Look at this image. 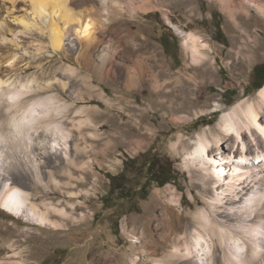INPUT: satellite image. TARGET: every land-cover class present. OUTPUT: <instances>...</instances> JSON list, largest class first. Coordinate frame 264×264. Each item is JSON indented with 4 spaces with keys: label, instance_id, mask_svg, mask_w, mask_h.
<instances>
[{
    "label": "rangeland",
    "instance_id": "1",
    "mask_svg": "<svg viewBox=\"0 0 264 264\" xmlns=\"http://www.w3.org/2000/svg\"><path fill=\"white\" fill-rule=\"evenodd\" d=\"M118 1L123 12L106 5L108 0H70L71 9L99 21L100 37L111 43L112 65L106 73L96 53L90 59L82 55L73 29L65 47L54 51L49 18H37L31 0H0V21L5 22L0 26V76L30 81L40 93L57 94L61 103H70L63 122L71 131L70 145L77 144L79 150L76 169L65 162L55 170L58 185L32 189L38 204L47 200L59 207L50 210L57 227L31 223L22 210L0 206V264L165 261L174 248L172 234L183 248L181 236L197 223L194 216L207 206L212 189L207 183L208 192L203 190L199 165L189 156L199 135L221 132L224 112L239 101L257 98L253 68L264 63V10L253 5L264 6V0H235L237 17L221 0ZM32 17L38 27L27 29L23 24ZM173 24L209 45L206 60H193ZM154 62H164L151 71L161 88L155 81L128 86L126 67ZM245 138L252 144L249 133ZM215 147L211 145V154L217 153ZM149 150L173 165L177 180L164 186L152 182L147 198H137L135 209L123 214L117 227L111 215L115 208L105 209L103 202L108 175L120 173L127 160ZM225 163L222 168L234 162ZM231 168L223 169L225 176ZM129 170L132 179H141L139 164Z\"/></svg>",
    "mask_w": 264,
    "mask_h": 264
},
{
    "label": "bare ground",
    "instance_id": "2",
    "mask_svg": "<svg viewBox=\"0 0 264 264\" xmlns=\"http://www.w3.org/2000/svg\"><path fill=\"white\" fill-rule=\"evenodd\" d=\"M221 1L235 11V17L238 16L235 0ZM31 4L37 18H49L50 45L54 51L59 52L65 47L68 32L73 29L79 39L77 48L82 50V55L90 59L91 54L96 53L100 66L106 69V73H110L111 43L100 37L102 29L96 18L71 9L70 0H31ZM106 5L115 12H123L118 0H108ZM253 6L264 10V6ZM88 9L92 10L91 7ZM90 11L89 13L92 12ZM1 23L0 26L5 22ZM23 25L27 29L31 28L29 26L38 27L35 17L32 22ZM173 26L184 37V44L193 60H206V48L209 45L201 43L196 34L186 33L175 24ZM163 64L164 62L139 63L132 68L126 67L128 86L137 83L144 86L155 81L153 85L161 88L163 84L156 81L151 71ZM13 95L16 96L14 102L7 99ZM70 110L71 104L61 103L57 94L44 95L30 81L0 76V206L19 213L22 210L21 215L34 224L59 225L58 221L52 220L50 214L51 207L54 211L58 206L47 200L42 201L43 206L38 204L34 200L37 194H32V189L41 185L47 190L51 185L49 183L58 185L55 170L62 168L65 162L76 169L75 154L79 151L78 146L72 143L70 145L71 131L63 122ZM253 116L255 120L252 119ZM180 118L184 119L185 116ZM262 119L264 85L257 90L256 99L239 101L224 112L219 122L221 132L211 131L210 135L203 132L199 135L189 156L194 164L199 165L198 179L203 190L208 192L207 183L212 185L206 198L207 206L195 214L197 223L187 228L186 234L181 236L184 247L178 245V235L173 233L171 241L174 248L165 261L156 260V264H264V203L259 202V198L264 196V164L238 163L241 158L254 161V158L264 154V134L259 131L264 128ZM13 124H19V133ZM248 133L252 144L245 138ZM213 144L216 145L217 153L211 154ZM201 146H206L203 157L198 154ZM213 159L215 164L207 162ZM229 160L234 163L222 168ZM229 167H232L228 169L229 176H225L223 169L227 170ZM237 168L240 169L239 173H236ZM69 170L73 176V169ZM175 200L179 203L180 196ZM58 211L63 214L67 212L62 208ZM177 220L181 223L179 213Z\"/></svg>",
    "mask_w": 264,
    "mask_h": 264
},
{
    "label": "trees",
    "instance_id": "3",
    "mask_svg": "<svg viewBox=\"0 0 264 264\" xmlns=\"http://www.w3.org/2000/svg\"><path fill=\"white\" fill-rule=\"evenodd\" d=\"M163 43L166 45L165 40ZM253 74V83H258L257 89H259L264 85V63L256 65L253 68ZM134 163L139 164L141 171V179L138 181L129 175V166ZM108 177L110 185L108 193L103 197V202L105 209L115 208L111 215L114 216L116 226L119 227L120 217L135 209V200L139 197L141 199L147 198L148 187L152 182L164 186L170 182H175L178 173L171 163L163 160L162 155L149 150L141 157L127 160L120 173L116 175L109 173ZM126 204L127 208L124 209Z\"/></svg>",
    "mask_w": 264,
    "mask_h": 264
},
{
    "label": "snow or ice",
    "instance_id": "4",
    "mask_svg": "<svg viewBox=\"0 0 264 264\" xmlns=\"http://www.w3.org/2000/svg\"><path fill=\"white\" fill-rule=\"evenodd\" d=\"M20 23H23V21H21ZM205 47H207V45H205ZM7 99H8V100H11V101L14 102V101L16 100V96H15V95H13V96H8ZM252 119L255 120V117L253 116ZM261 123L264 124V119L261 120ZM12 126L16 129V132H17V133H19V132L21 131L19 124H13ZM259 131L261 132V134H264V128L259 129ZM205 147H206V146H201V147L198 149V154H199L201 157H203L204 154H205ZM207 162L210 163V164H215V159H213V160H209V161H207ZM228 162H229V163H233L234 161L229 160ZM251 162H256V163H258V164H264V154H261L259 157L254 158V161H249V160L244 159V158H241V159L238 161V163L241 164V165H247L248 163H251ZM239 172H240V169L237 168V169H236V173H239ZM259 202H260V203H264V196H261V197L259 198ZM204 219L206 220L207 218L204 217Z\"/></svg>",
    "mask_w": 264,
    "mask_h": 264
}]
</instances>
